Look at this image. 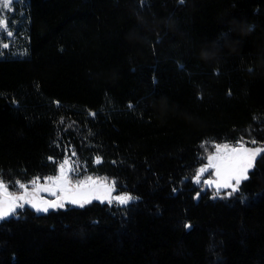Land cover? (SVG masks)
<instances>
[{
    "label": "trees",
    "instance_id": "obj_1",
    "mask_svg": "<svg viewBox=\"0 0 264 264\" xmlns=\"http://www.w3.org/2000/svg\"><path fill=\"white\" fill-rule=\"evenodd\" d=\"M9 22L0 179L74 153L139 199L18 208L0 264H264V152L231 196L195 178L205 143L264 144V0H15Z\"/></svg>",
    "mask_w": 264,
    "mask_h": 264
},
{
    "label": "rangeland",
    "instance_id": "obj_2",
    "mask_svg": "<svg viewBox=\"0 0 264 264\" xmlns=\"http://www.w3.org/2000/svg\"><path fill=\"white\" fill-rule=\"evenodd\" d=\"M12 7H13V4L11 6V9H12ZM10 12H11V10L0 9V19H6L7 20V28L6 29L0 28V56H3L5 54V49H11L12 44H16V42H17L15 34H14V32L11 28L10 22H9ZM7 32H11L12 35L7 36V34H6ZM5 44H7L8 47H3V45H5ZM24 52H25L24 49L22 47H19V46H15L11 50V53L16 54V55L24 54ZM204 145H205V150H206L205 162L197 168V172L199 169L204 168L209 163L208 157L212 156V157H214V159L212 160V163L220 166V175L218 176L216 174L215 168H208L207 171L200 174V180H199L200 185L202 186L203 190H205L207 188L211 189L212 190V196L214 198L228 197V195L226 193L231 191V189L221 188L218 191L216 188L215 182L222 183L224 181V179L226 178L227 174L225 172L224 163L228 159H230L236 155V153H233L231 151V149L237 147L238 143L208 142V143H205ZM216 145H221V146L227 145L228 148L225 149L224 147H221V148L217 149ZM244 147H246V148H253V147L264 148V144L248 145L245 143ZM263 152L264 151L260 152L255 157L254 162H253V167L256 163L257 158ZM65 160H67L68 163L65 164V166H64V173L67 177V180L70 181V183L66 184V185L63 184V182H51L50 181V182L46 183L45 182L46 177L58 176L60 174V164L64 163ZM250 170L247 172V176H249ZM38 177H39V182L35 186H33L30 183V181H32L33 179H35L37 177H35L29 181H19V182L28 185V198L38 205L46 206L44 204L45 201L56 202L57 204H63V207L49 208V210L58 209V208H65L68 206L83 207V206H86V205H88L92 202H95V201H99V202L107 203V204H118L114 200L112 203H109L107 200L103 199L104 195L106 194V190L104 187H101L99 185L93 186L90 183H86L84 185L77 186V181H83V180H85L86 177H92L94 180H99V181H104V179L106 178L107 181L109 182V186H110V182L115 181V179L108 176V175L84 171L79 166V163L76 160L75 155H73V153L67 154L64 158H62L58 161L57 170L55 173L45 175V176H38ZM206 181H213L214 183L209 185L208 183H206ZM242 181H244V180H242ZM4 182L8 184L9 192L15 193L17 195L22 193L23 190L19 189L18 186L15 185V183L13 184V186H11L10 183H8L6 181H4ZM233 183H234V181H233ZM45 189H47V191ZM217 192H218V194H217ZM121 194H130L132 197H134V199L131 200L130 202H128L127 204H118V205H129V204H132V203L138 201V199H139V197L137 195H134L132 192L120 190L118 188V185L116 182L115 191H113L111 193V196L115 197V196L121 195ZM97 197H101V198L98 199ZM73 199L79 200L80 203H72L71 201ZM86 200H88L90 202H85ZM81 205H83V206H81ZM26 206L32 207L31 204H28V203L24 204V207H26ZM32 208H34V207H32ZM17 210H18V208H17Z\"/></svg>",
    "mask_w": 264,
    "mask_h": 264
},
{
    "label": "snow or ice",
    "instance_id": "obj_3",
    "mask_svg": "<svg viewBox=\"0 0 264 264\" xmlns=\"http://www.w3.org/2000/svg\"><path fill=\"white\" fill-rule=\"evenodd\" d=\"M14 0H0V9L4 10H11V6ZM0 28L6 29L7 28V20L0 19ZM7 36H11V32L6 33ZM3 47H8L7 44L3 45ZM58 103V102H57ZM92 115H95L94 113ZM245 143H251L253 145L256 144L255 140L252 141H238V146L232 148L231 151L236 153V155L230 159H228L224 163V168L226 172V178L222 183L215 182L216 188L219 191L221 188L231 189V191L227 192L228 196L233 195V193L239 191V185L241 184L242 180L248 179L247 172L253 167V162L255 157L262 151L264 148L253 147V148H246L244 147ZM224 147L225 149L228 148L227 145H216V148L219 149ZM74 155V153H73ZM99 157L97 158V162H99ZM214 157L209 156L208 161L209 163L204 167L198 170L196 175V180L199 182L200 174L207 171L208 168H215L216 174L220 175V166L213 164L212 160ZM68 161L65 160L64 163L60 164V174L58 176L53 177H46L45 182H63V184H69L70 181L67 180V177L64 173V166L67 164ZM234 181V183H233ZM39 182V177L30 181V183L35 186ZM86 183H90L93 186L99 185L104 187L106 190V194L104 195L103 199L107 200L109 203H112L113 200L118 204H127L131 200L134 199L130 194H121L115 197L111 196V193L115 191V181L109 182L105 178L104 181L94 180L92 177H86L83 181H77V186L84 185ZM209 185L214 183L213 181H206ZM15 185L18 186L19 189L23 190L21 194L17 195L15 193L9 192L8 184L0 179V219H5L6 217L13 215L16 213L17 208H23L25 203L31 204L37 211H44L47 212L49 208H56V207H63V204H57L56 202H48L45 201L44 204L46 206H41L34 203L32 200L28 198V185L21 183L19 181L15 182ZM47 191V189H45ZM218 194V192H217ZM98 199L101 197H97ZM72 203H80L79 200L73 199ZM85 202H90L86 200ZM83 206V205H81ZM187 227H191V225H186Z\"/></svg>",
    "mask_w": 264,
    "mask_h": 264
},
{
    "label": "water",
    "instance_id": "obj_4",
    "mask_svg": "<svg viewBox=\"0 0 264 264\" xmlns=\"http://www.w3.org/2000/svg\"><path fill=\"white\" fill-rule=\"evenodd\" d=\"M11 216V215H10ZM9 217V216H8ZM8 217H6L5 219H7ZM2 220H4V219H0V221H2Z\"/></svg>",
    "mask_w": 264,
    "mask_h": 264
}]
</instances>
